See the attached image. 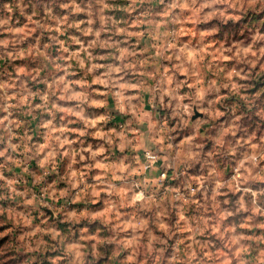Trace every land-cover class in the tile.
<instances>
[{"label": "clouds", "instance_id": "9594fccd", "mask_svg": "<svg viewBox=\"0 0 264 264\" xmlns=\"http://www.w3.org/2000/svg\"><path fill=\"white\" fill-rule=\"evenodd\" d=\"M0 264H264V0H0Z\"/></svg>", "mask_w": 264, "mask_h": 264}]
</instances>
